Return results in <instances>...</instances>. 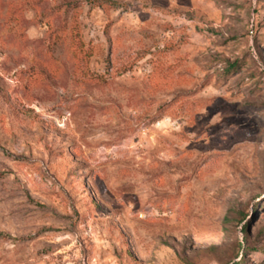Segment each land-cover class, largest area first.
I'll list each match as a JSON object with an SVG mask.
<instances>
[{"label":"rangeland","instance_id":"374dc122","mask_svg":"<svg viewBox=\"0 0 264 264\" xmlns=\"http://www.w3.org/2000/svg\"><path fill=\"white\" fill-rule=\"evenodd\" d=\"M0 264H264V0H0Z\"/></svg>","mask_w":264,"mask_h":264},{"label":"trees","instance_id":"16d2710c","mask_svg":"<svg viewBox=\"0 0 264 264\" xmlns=\"http://www.w3.org/2000/svg\"><path fill=\"white\" fill-rule=\"evenodd\" d=\"M232 67H235L234 65H231Z\"/></svg>","mask_w":264,"mask_h":264}]
</instances>
